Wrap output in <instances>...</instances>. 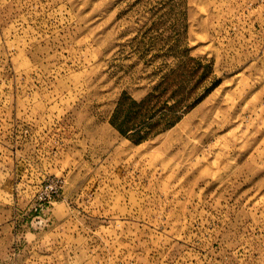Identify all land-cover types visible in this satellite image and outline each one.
<instances>
[{"label":"rangeland","instance_id":"obj_1","mask_svg":"<svg viewBox=\"0 0 264 264\" xmlns=\"http://www.w3.org/2000/svg\"><path fill=\"white\" fill-rule=\"evenodd\" d=\"M0 264H264V0H0Z\"/></svg>","mask_w":264,"mask_h":264},{"label":"trees","instance_id":"obj_2","mask_svg":"<svg viewBox=\"0 0 264 264\" xmlns=\"http://www.w3.org/2000/svg\"><path fill=\"white\" fill-rule=\"evenodd\" d=\"M152 98V97H151ZM153 99V98H152ZM152 99H144L141 102H137V101H132V103L129 106L128 112L129 114L133 113V111L136 112V110H141L143 109L145 106L150 105L151 100ZM178 103H180V101H178ZM123 106V103H120L114 113V120L112 121L113 125L116 126V128H118V130H120L122 133H126L128 131V127L130 126L128 123H132L131 126L134 125L135 122H133V118H122L121 116V108ZM136 109V110H135ZM176 112H177V106L176 107H170L169 108V112L166 114V118L163 122V124H159L158 122L153 126V128L151 129L152 131L157 130L158 127L160 125H172L173 122L176 120L177 116H176Z\"/></svg>","mask_w":264,"mask_h":264},{"label":"built area","instance_id":"obj_3","mask_svg":"<svg viewBox=\"0 0 264 264\" xmlns=\"http://www.w3.org/2000/svg\"><path fill=\"white\" fill-rule=\"evenodd\" d=\"M49 192L47 193V195L45 196V200H49V201H53L54 198H52V194L56 193L55 190H54V186L53 185H50L49 186Z\"/></svg>","mask_w":264,"mask_h":264}]
</instances>
